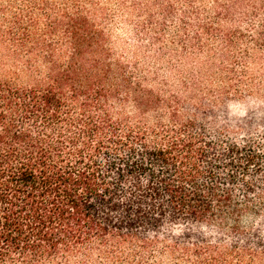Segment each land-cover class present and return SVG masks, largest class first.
Instances as JSON below:
<instances>
[{
  "label": "trees",
  "instance_id": "16d2710c",
  "mask_svg": "<svg viewBox=\"0 0 264 264\" xmlns=\"http://www.w3.org/2000/svg\"><path fill=\"white\" fill-rule=\"evenodd\" d=\"M241 1L218 0L216 8L223 5L197 24L194 41L217 35L231 44L216 22L231 18ZM259 4L251 6L263 10L252 42L264 47V0ZM248 10L240 14L244 22L257 17ZM64 21L72 55L61 65L42 62L44 88L0 79V264H67L73 249L94 239L148 240L161 233L186 248L225 236L241 255L252 249V260L263 259L264 246L244 243L257 238L254 232L240 227L247 214L264 217L258 143L206 140L191 131L193 119L183 128H120L108 108L87 104L109 100L116 90L93 57L101 45L89 47L78 14Z\"/></svg>",
  "mask_w": 264,
  "mask_h": 264
},
{
  "label": "rangeland",
  "instance_id": "374dc122",
  "mask_svg": "<svg viewBox=\"0 0 264 264\" xmlns=\"http://www.w3.org/2000/svg\"><path fill=\"white\" fill-rule=\"evenodd\" d=\"M217 1L0 0V79L44 88L42 62L61 65L72 55L64 18L75 13L86 22L89 47L101 45L93 57L116 89L109 100L88 101L89 107L108 108L120 128H183L193 119L191 131L206 140L258 143L264 161V47L252 42L263 10H252L259 0L241 1L231 18L216 22L231 44L221 43L217 35L194 41L197 24L213 18L223 5L216 8ZM245 8L257 17L241 20ZM235 29L243 36L233 33ZM135 100L146 108V117L138 115ZM74 104L82 105L81 100ZM259 180L264 183V172ZM240 227L257 237L244 243L264 246V217L247 214ZM158 235L148 240L94 239L65 259L67 264H264L262 256L251 259L256 255L252 249L241 255L237 243L225 236H206L186 248L168 233Z\"/></svg>",
  "mask_w": 264,
  "mask_h": 264
}]
</instances>
